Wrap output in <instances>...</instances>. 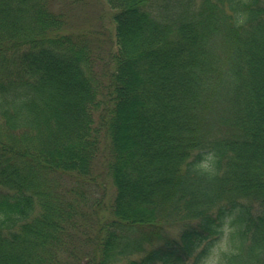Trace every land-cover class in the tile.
<instances>
[{"label":"trees","instance_id":"trees-1","mask_svg":"<svg viewBox=\"0 0 264 264\" xmlns=\"http://www.w3.org/2000/svg\"><path fill=\"white\" fill-rule=\"evenodd\" d=\"M63 2L0 0V264H187L225 227L218 264H264V0H105L110 49Z\"/></svg>","mask_w":264,"mask_h":264},{"label":"rangeland","instance_id":"rangeland-1","mask_svg":"<svg viewBox=\"0 0 264 264\" xmlns=\"http://www.w3.org/2000/svg\"><path fill=\"white\" fill-rule=\"evenodd\" d=\"M65 6L71 14L74 24L90 29L104 42V47L110 49L115 44V23L113 20L114 10L105 0H63ZM61 5V6H62ZM116 46V45H115ZM114 46V49H115ZM97 168L98 180L102 181L108 193L113 192L111 179H104V172ZM230 221V217L227 218ZM227 227L223 234L212 238L209 242L200 247L188 260L187 264H218L222 251L228 247Z\"/></svg>","mask_w":264,"mask_h":264}]
</instances>
